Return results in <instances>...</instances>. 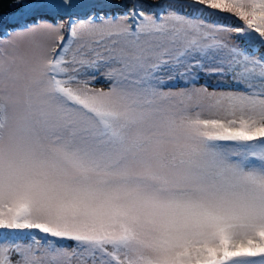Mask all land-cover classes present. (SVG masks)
I'll return each instance as SVG.
<instances>
[{
  "label": "snow or ice",
  "instance_id": "snow-or-ice-1",
  "mask_svg": "<svg viewBox=\"0 0 264 264\" xmlns=\"http://www.w3.org/2000/svg\"><path fill=\"white\" fill-rule=\"evenodd\" d=\"M3 3L0 264H264V0Z\"/></svg>",
  "mask_w": 264,
  "mask_h": 264
},
{
  "label": "water",
  "instance_id": "water-1",
  "mask_svg": "<svg viewBox=\"0 0 264 264\" xmlns=\"http://www.w3.org/2000/svg\"><path fill=\"white\" fill-rule=\"evenodd\" d=\"M11 11V3H10V0H4V3H3V12L7 13ZM7 19V17H6Z\"/></svg>",
  "mask_w": 264,
  "mask_h": 264
},
{
  "label": "rangeland",
  "instance_id": "rangeland-1",
  "mask_svg": "<svg viewBox=\"0 0 264 264\" xmlns=\"http://www.w3.org/2000/svg\"><path fill=\"white\" fill-rule=\"evenodd\" d=\"M97 86H99V85H97Z\"/></svg>",
  "mask_w": 264,
  "mask_h": 264
}]
</instances>
